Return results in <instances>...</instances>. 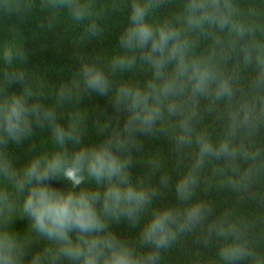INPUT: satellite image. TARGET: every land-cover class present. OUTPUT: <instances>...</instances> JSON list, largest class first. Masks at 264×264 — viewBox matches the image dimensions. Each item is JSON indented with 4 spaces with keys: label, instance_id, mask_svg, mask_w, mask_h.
Here are the masks:
<instances>
[{
    "label": "clouds",
    "instance_id": "9594fccd",
    "mask_svg": "<svg viewBox=\"0 0 264 264\" xmlns=\"http://www.w3.org/2000/svg\"><path fill=\"white\" fill-rule=\"evenodd\" d=\"M124 13L55 83L0 37V264H264V0H0L78 46Z\"/></svg>",
    "mask_w": 264,
    "mask_h": 264
},
{
    "label": "trees",
    "instance_id": "16d2710c",
    "mask_svg": "<svg viewBox=\"0 0 264 264\" xmlns=\"http://www.w3.org/2000/svg\"><path fill=\"white\" fill-rule=\"evenodd\" d=\"M126 15L124 13L123 16H114L109 21V30L105 36L89 42L86 46H78L75 43L78 31L71 27L68 22L62 21L55 31L45 32L38 27L39 18L36 15L23 21L15 17L0 20V37L5 34L10 35L13 28L18 29L25 38L26 47L31 50L28 64L30 71L55 83L61 78H67L69 72L75 70L77 54L111 51L117 41L119 32L117 25ZM84 103L89 107L99 105L104 108L107 106V101L97 96L86 98ZM148 147L152 148L155 145L149 143ZM17 155L21 157V161L26 158L23 150L18 149ZM25 224L26 221H17L15 227L22 231ZM125 228L126 225H122L117 230L122 232Z\"/></svg>",
    "mask_w": 264,
    "mask_h": 264
}]
</instances>
